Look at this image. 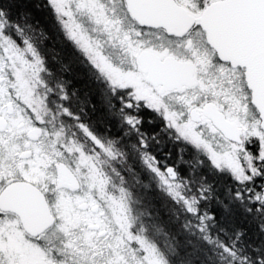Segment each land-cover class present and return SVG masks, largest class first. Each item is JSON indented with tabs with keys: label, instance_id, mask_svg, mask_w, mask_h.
Instances as JSON below:
<instances>
[{
	"label": "snow or ice",
	"instance_id": "snow-or-ice-1",
	"mask_svg": "<svg viewBox=\"0 0 264 264\" xmlns=\"http://www.w3.org/2000/svg\"><path fill=\"white\" fill-rule=\"evenodd\" d=\"M0 264H264V0H0Z\"/></svg>",
	"mask_w": 264,
	"mask_h": 264
},
{
	"label": "trees",
	"instance_id": "trees-1",
	"mask_svg": "<svg viewBox=\"0 0 264 264\" xmlns=\"http://www.w3.org/2000/svg\"><path fill=\"white\" fill-rule=\"evenodd\" d=\"M46 2L47 0H37V3L41 5V8ZM37 19H39L41 23L44 24L45 28L48 29L51 35V39L47 41V47L53 50L49 52L51 66L54 69L59 67V65L52 60L53 56L59 54L64 61L71 62L73 72H83V69L77 66V63L75 61V55H77L78 53L75 49L72 48L70 44L64 42L62 40V35L58 31L54 30V28L51 26L52 21L49 19V13L47 12V10H38Z\"/></svg>",
	"mask_w": 264,
	"mask_h": 264
},
{
	"label": "flooded vegetation",
	"instance_id": "flooded-vegetation-1",
	"mask_svg": "<svg viewBox=\"0 0 264 264\" xmlns=\"http://www.w3.org/2000/svg\"><path fill=\"white\" fill-rule=\"evenodd\" d=\"M77 66H79L81 69H83V72H86L87 69L83 66V64L80 62L79 54L75 55Z\"/></svg>",
	"mask_w": 264,
	"mask_h": 264
}]
</instances>
